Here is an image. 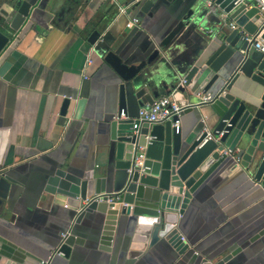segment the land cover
Returning a JSON list of instances; mask_svg holds the SVG:
<instances>
[{"label":"water","instance_id":"obj_1","mask_svg":"<svg viewBox=\"0 0 264 264\" xmlns=\"http://www.w3.org/2000/svg\"><path fill=\"white\" fill-rule=\"evenodd\" d=\"M9 2L11 10L0 3V53L28 27L38 9L36 0ZM116 5L120 15L129 16L126 32L140 24L145 29V24L165 12L177 20L155 41L149 55L140 59H135V52L108 48L105 41L95 46L102 63L119 78V112L106 120L105 162L79 165L59 159L51 165L37 207L70 209L71 226L58 230L17 215L15 226L49 245L48 255L23 245L10 226L4 229L7 234L0 232V264H59L57 256L65 259L61 264H76V246L95 245L110 252L119 226L133 229L124 264H135L159 242L173 246L176 259L183 260L190 244L179 230L180 218L212 172L220 165L241 166L264 186V54L255 46L264 17L255 2L211 0L207 5V0H128ZM115 11L111 8L110 14ZM133 18L138 23L127 26ZM187 30L196 32L201 43L176 67L169 60L171 45ZM96 42L92 40V45ZM169 94L184 106L181 115L199 117L200 129L184 134L180 127L177 132L172 123L181 116L165 122H137L141 108L150 103L148 96ZM205 95L210 98L203 100ZM80 96H84L82 90ZM71 102L72 96L63 100L60 125L68 123ZM209 132L212 138L207 139ZM4 177L15 181L7 174ZM9 212L12 208L0 190V216L6 218ZM261 237L264 225L251 241ZM240 249L232 244L216 264L232 260ZM197 258L194 252L185 264H195Z\"/></svg>","mask_w":264,"mask_h":264},{"label":"crops","instance_id":"obj_2","mask_svg":"<svg viewBox=\"0 0 264 264\" xmlns=\"http://www.w3.org/2000/svg\"><path fill=\"white\" fill-rule=\"evenodd\" d=\"M127 1L36 0L38 9L28 27L0 53V190L12 208L6 218L0 216V232L7 234L4 229L12 226L23 245L44 257L49 245L16 227V216L58 230L71 226L70 209L37 207L44 175L59 159L79 165L103 164L106 120L119 112V78L102 63L95 46L105 41L108 48L135 52V59H140L149 55L155 41L177 20L165 12L145 24V29L140 24L126 32L129 16L120 15L115 6ZM0 3L11 10L9 0ZM111 8L115 13L110 14ZM260 35L264 39V29ZM92 40L97 42L92 45ZM199 43L196 32L185 31L171 45L170 62L179 67ZM66 96H72V102L64 126L58 118ZM153 100L148 96V102ZM180 119L184 134L203 126L193 114H182ZM211 126L207 125L208 130ZM6 174L15 181L6 179ZM193 195L195 201L189 203L179 225L190 244L185 259L177 260L175 248L159 242L147 248L135 264H185L194 252L198 254L195 264H216L234 243L241 249L224 264H264V237L251 241L264 225L261 183L241 166L220 165ZM132 234V228L127 231L119 226L110 252L95 245L76 246L75 263L124 264ZM64 261L57 256L56 263Z\"/></svg>","mask_w":264,"mask_h":264},{"label":"built area","instance_id":"obj_3","mask_svg":"<svg viewBox=\"0 0 264 264\" xmlns=\"http://www.w3.org/2000/svg\"><path fill=\"white\" fill-rule=\"evenodd\" d=\"M256 6L259 8L261 14L264 17V0H253ZM207 5H211V0H207ZM124 11V9H121ZM138 23L136 18L130 20L127 26L131 27L133 24ZM235 27L234 24H232ZM256 48L264 54V39L259 34L255 39ZM209 95H205L203 100H208ZM184 110V106L175 99L173 94L162 95L158 98H155L152 102L149 103L148 107L141 108L139 117L136 118L137 122L142 123L144 121L150 122H165L168 119H172L174 116H181L182 111ZM122 118L126 117L125 111L123 110L120 114ZM138 123L134 124V127H137ZM172 126L175 127L178 132L181 127V119H177L172 123ZM224 131L221 132L220 135H223ZM212 138L211 133H208L207 139ZM96 200L102 201L103 197H95ZM108 201H112V198L109 197ZM182 239H185L182 237Z\"/></svg>","mask_w":264,"mask_h":264}]
</instances>
